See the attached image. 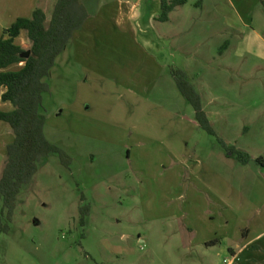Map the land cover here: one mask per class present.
<instances>
[{
  "label": "rangeland",
  "instance_id": "374dc122",
  "mask_svg": "<svg viewBox=\"0 0 264 264\" xmlns=\"http://www.w3.org/2000/svg\"><path fill=\"white\" fill-rule=\"evenodd\" d=\"M188 1L170 22L154 23L161 1L145 0L129 31L117 25V7L105 16L99 4L75 33L44 97L46 137L72 162L42 161L0 238L1 264H227L226 235L242 239L244 220L258 212L264 225V188L253 190L264 157V65L251 70L249 55L223 62L224 43L211 39L213 7L206 0L198 19L203 0ZM174 70L202 96L217 137L199 126ZM166 136L180 139L182 161L170 160ZM218 138L254 161L242 164ZM211 173L230 190L207 182ZM234 264H264V240Z\"/></svg>",
  "mask_w": 264,
  "mask_h": 264
},
{
  "label": "trees",
  "instance_id": "16d2710c",
  "mask_svg": "<svg viewBox=\"0 0 264 264\" xmlns=\"http://www.w3.org/2000/svg\"><path fill=\"white\" fill-rule=\"evenodd\" d=\"M187 4V0H161L159 21L169 22L170 15ZM90 19L83 0H59L51 18L42 7H38L31 18H20L4 31L0 40V88H6L2 100L10 103L11 112L0 111V123H7L14 135L6 147L4 169L0 178V238L11 231L19 197L40 170V164L51 155L58 154L62 163L70 167L72 159L60 147L46 137L47 117L44 112V97L50 93L47 79L57 59ZM26 33L29 48L16 44L22 33ZM23 67L8 71L14 65ZM176 84L195 110L199 126L208 134L217 137L211 121L204 110L202 96L192 85L185 72L173 71ZM244 165L253 162L252 156L229 148ZM255 162L264 168V157ZM84 219L89 216V206L81 210ZM1 264V258H0Z\"/></svg>",
  "mask_w": 264,
  "mask_h": 264
},
{
  "label": "crops",
  "instance_id": "0c3cea01",
  "mask_svg": "<svg viewBox=\"0 0 264 264\" xmlns=\"http://www.w3.org/2000/svg\"><path fill=\"white\" fill-rule=\"evenodd\" d=\"M86 1L88 0H83V4L85 5L90 14V19L86 22L84 27L89 26L91 24V21L93 20V16L95 15L93 13V8L100 4L101 7H99V14L103 12L105 13L104 15L107 16L108 12H111V7L114 5L117 8H115L112 13L114 15L117 25L120 26L123 30L129 31L133 28L134 23L138 22V20L140 19L142 14L143 3L145 0L119 1L118 5H104L103 3H99V0H89L88 5ZM58 2L59 0H0V40L3 37L4 31L6 29L11 27L20 18H31L34 11L38 7H42L46 11L48 17L51 18ZM205 2L206 0H203L202 3L196 4V6L200 8V10L196 12L198 19H200L204 14ZM207 3L208 5L213 7V14L211 17L212 19L210 18V23L213 28L211 39L217 38L221 40V43H224L225 46V52L222 53L223 62L230 64L229 61L231 60V57L228 56L231 54H233V56L238 59H242L246 57V55H249L251 57L249 60V68H251V70L259 68V65H264V0H207ZM188 4L189 1L186 5L178 7L171 15H173L177 10L185 8ZM171 15L169 22L171 21ZM156 21H159V19H157L156 15H152L150 17V22L155 23ZM84 27L81 30L84 31ZM16 44L23 48H28L27 35L25 32L22 33V35L18 39H16ZM68 47L69 46L66 47L65 51L57 59L56 65L53 68L48 79L52 78L53 71L57 68L61 57H64L66 55ZM215 60L216 59L214 58L213 61ZM67 62H69V58H67ZM208 64L212 65L213 63L212 61L208 60ZM22 67L23 64L14 65L9 68L8 71H18ZM5 93L6 88H0V111L11 112L13 111L14 107L10 103H4L2 100V97ZM205 112L207 113L210 119V113L208 111ZM195 128L198 130L197 126H195ZM197 134H199V132ZM13 140L14 135L10 126L7 123L1 122L0 156H2V158L5 156L7 145L12 143ZM161 142H163L162 144L166 147L167 151L169 152L170 160H174V162H179L180 160L182 161V157L178 152V146L182 148V143H179L180 139H177V137L174 139H170L166 136L165 140H161ZM203 156L204 154H200L199 156L197 153V157L195 158L194 162L198 166H202L203 164H205ZM263 173L264 168L261 167V170H259V177L257 176L258 179H260L261 175H264ZM257 177L253 186L255 194L257 190L259 191V188H264V184L262 185L260 181L257 180ZM218 178L219 177L216 178V176L211 173V177L207 178L206 180L207 182L212 183L217 182L219 187H221L220 183H222V188H225L224 185L226 182V184L228 185V188L226 189L230 190L231 183L226 181L222 177L221 178L223 179V182L221 180H217ZM210 189L212 190V196L209 197V200L214 202V198H217L218 196H216L217 193L214 192V189H212L211 187ZM261 194H263L264 197V190ZM206 195L210 196L209 193H206ZM222 203L226 204L225 206L227 207L226 199H224ZM258 213L259 215H256L255 218L251 217L250 221L246 219L244 220L245 224L249 227L243 229L242 232L245 233H243L244 235H241L242 239L232 240V237L230 238L229 234L226 235L225 239L228 240L227 243L225 242L226 244L224 249L225 251L227 250V253L232 258L231 261L227 260V264L236 263L248 250H250L251 248H256L257 246H259V243L264 240V225L260 222V218H262V213ZM205 243H207V241H205ZM210 244L212 246H215L217 244L221 245L222 243L218 241L215 243L211 242Z\"/></svg>",
  "mask_w": 264,
  "mask_h": 264
},
{
  "label": "built area",
  "instance_id": "2783aa9c",
  "mask_svg": "<svg viewBox=\"0 0 264 264\" xmlns=\"http://www.w3.org/2000/svg\"><path fill=\"white\" fill-rule=\"evenodd\" d=\"M228 261L227 260H225V263H227Z\"/></svg>",
  "mask_w": 264,
  "mask_h": 264
}]
</instances>
